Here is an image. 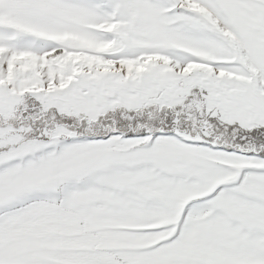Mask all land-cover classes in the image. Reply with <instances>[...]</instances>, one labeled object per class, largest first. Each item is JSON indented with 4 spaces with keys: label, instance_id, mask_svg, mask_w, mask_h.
I'll return each mask as SVG.
<instances>
[{
    "label": "snow or ice",
    "instance_id": "1",
    "mask_svg": "<svg viewBox=\"0 0 264 264\" xmlns=\"http://www.w3.org/2000/svg\"><path fill=\"white\" fill-rule=\"evenodd\" d=\"M0 264H264V0H0Z\"/></svg>",
    "mask_w": 264,
    "mask_h": 264
}]
</instances>
